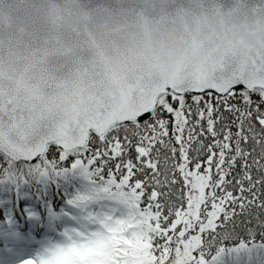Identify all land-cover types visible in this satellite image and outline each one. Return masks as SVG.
Instances as JSON below:
<instances>
[{
    "label": "snow or ice",
    "instance_id": "snow-or-ice-1",
    "mask_svg": "<svg viewBox=\"0 0 264 264\" xmlns=\"http://www.w3.org/2000/svg\"><path fill=\"white\" fill-rule=\"evenodd\" d=\"M25 136L0 138V264H264V80L141 79ZM74 177L88 190L53 203Z\"/></svg>",
    "mask_w": 264,
    "mask_h": 264
},
{
    "label": "clouds",
    "instance_id": "clouds-1",
    "mask_svg": "<svg viewBox=\"0 0 264 264\" xmlns=\"http://www.w3.org/2000/svg\"><path fill=\"white\" fill-rule=\"evenodd\" d=\"M264 80V0H0V138L41 112L87 122L141 79Z\"/></svg>",
    "mask_w": 264,
    "mask_h": 264
},
{
    "label": "trees",
    "instance_id": "trees-1",
    "mask_svg": "<svg viewBox=\"0 0 264 264\" xmlns=\"http://www.w3.org/2000/svg\"><path fill=\"white\" fill-rule=\"evenodd\" d=\"M190 99V98H189ZM253 100H258L259 97L258 95H254L252 97ZM51 153H49V157H51ZM38 161H36L35 163H37ZM71 162V160H70ZM70 162L68 165L66 166H70ZM36 185L33 184L31 187H24L22 188V192L21 194H27L29 196L34 197L36 195ZM88 190V185L85 181H83L81 178L79 177H74L71 178L70 182L63 184V182L61 181V187L59 189H57L54 185L50 186L49 188V194L54 198L53 199V203L58 204V205H62L63 199H65L63 193L65 191H67V193L69 195L74 194L77 191H87ZM9 195H11V198L13 201H15V193H3L0 192V198H6ZM25 200H21V206H23V204L25 203ZM103 206V201H98V202H94L93 205H91V207L95 208V209H100ZM243 237H241L240 239H242ZM256 242L259 243L260 242V238L257 237ZM224 246L225 247H233V246H238V240L237 241H233V240H227L224 242ZM214 254V252H213Z\"/></svg>",
    "mask_w": 264,
    "mask_h": 264
},
{
    "label": "water",
    "instance_id": "water-1",
    "mask_svg": "<svg viewBox=\"0 0 264 264\" xmlns=\"http://www.w3.org/2000/svg\"><path fill=\"white\" fill-rule=\"evenodd\" d=\"M37 160H35V158H34V160H33V163H35Z\"/></svg>",
    "mask_w": 264,
    "mask_h": 264
}]
</instances>
